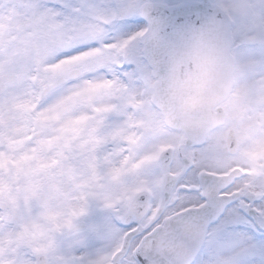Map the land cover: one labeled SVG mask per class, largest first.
<instances>
[{
	"label": "snow or ice",
	"instance_id": "6c2138e0",
	"mask_svg": "<svg viewBox=\"0 0 264 264\" xmlns=\"http://www.w3.org/2000/svg\"><path fill=\"white\" fill-rule=\"evenodd\" d=\"M215 14L0 0V264H264V143L187 135L155 109L163 50Z\"/></svg>",
	"mask_w": 264,
	"mask_h": 264
},
{
	"label": "water",
	"instance_id": "95a60500",
	"mask_svg": "<svg viewBox=\"0 0 264 264\" xmlns=\"http://www.w3.org/2000/svg\"><path fill=\"white\" fill-rule=\"evenodd\" d=\"M216 8L176 36L154 69V103L187 135L205 134L224 119L219 103L230 91L232 62L228 24Z\"/></svg>",
	"mask_w": 264,
	"mask_h": 264
},
{
	"label": "flooded vegetation",
	"instance_id": "af4514ba",
	"mask_svg": "<svg viewBox=\"0 0 264 264\" xmlns=\"http://www.w3.org/2000/svg\"><path fill=\"white\" fill-rule=\"evenodd\" d=\"M214 1L227 12L230 18L232 33L231 50L234 58L233 90H236L238 87L240 91L248 90L246 95L247 103L241 102L242 106L239 109L248 114L249 112L253 114L254 107L260 108L261 114L259 115L261 116L258 115L257 119H255L264 124V13L258 7L261 3H264V0ZM248 84H253L254 88ZM223 105L226 112L224 123L206 134L211 135L217 141L220 139V142L225 145L228 132L233 131L239 150L251 148L250 130L243 126L246 121L249 125L250 118L243 121L244 117H234L227 127L229 102H224Z\"/></svg>",
	"mask_w": 264,
	"mask_h": 264
},
{
	"label": "rangeland",
	"instance_id": "374dc122",
	"mask_svg": "<svg viewBox=\"0 0 264 264\" xmlns=\"http://www.w3.org/2000/svg\"><path fill=\"white\" fill-rule=\"evenodd\" d=\"M153 81H154V77H153ZM153 81H152V83H153ZM246 86H247V84H246ZM249 86L254 88L253 84L249 85ZM249 86H248V89H249ZM242 89H244V87H242ZM245 90L246 91H240V88L238 87L236 89V91L234 92L231 100L228 101L229 102V107L227 109V112H228L227 113V121L228 122L226 123V126L227 127L229 126L228 123H230L233 120L234 117H244L245 119L243 121H246V119L250 118L249 125H248V123H246L247 122L246 121L243 126H244V128H247V129L250 130L251 137H252V141H251L252 144L251 145L254 146V145L258 144V143H264V124H262V122H259V121L256 120L257 119L256 117L259 114H261V110H259L260 108H255L254 107L253 111L249 110V111H252L253 114H250V112L248 114V113H246L244 111H240L241 109H239V108H241V106H242L241 102L245 103L247 101V99H246L247 96L246 95H247V91L248 90L247 89H245ZM256 106H257V104H256ZM155 109H156V111L160 112L159 110H157V108H155ZM259 116H261V115H259ZM258 123H259V125H258ZM223 137H224V135H223ZM218 141L220 142L221 140L219 139Z\"/></svg>",
	"mask_w": 264,
	"mask_h": 264
}]
</instances>
